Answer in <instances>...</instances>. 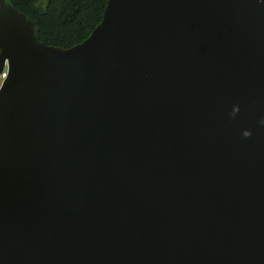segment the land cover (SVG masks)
<instances>
[{"label": "water", "instance_id": "obj_1", "mask_svg": "<svg viewBox=\"0 0 264 264\" xmlns=\"http://www.w3.org/2000/svg\"><path fill=\"white\" fill-rule=\"evenodd\" d=\"M0 264H264V0H108L49 47L0 0Z\"/></svg>", "mask_w": 264, "mask_h": 264}, {"label": "trees", "instance_id": "obj_2", "mask_svg": "<svg viewBox=\"0 0 264 264\" xmlns=\"http://www.w3.org/2000/svg\"><path fill=\"white\" fill-rule=\"evenodd\" d=\"M108 0H7L36 27L38 41L70 49L87 39L101 22Z\"/></svg>", "mask_w": 264, "mask_h": 264}, {"label": "built area", "instance_id": "obj_3", "mask_svg": "<svg viewBox=\"0 0 264 264\" xmlns=\"http://www.w3.org/2000/svg\"><path fill=\"white\" fill-rule=\"evenodd\" d=\"M7 76H8V66L6 63L4 66V69L0 73V89H1L2 85L4 84L5 80L7 79Z\"/></svg>", "mask_w": 264, "mask_h": 264}]
</instances>
